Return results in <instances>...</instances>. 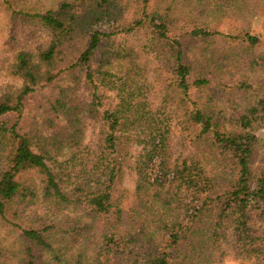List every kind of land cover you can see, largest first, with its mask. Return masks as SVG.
I'll list each match as a JSON object with an SVG mask.
<instances>
[{"label":"trees","instance_id":"1","mask_svg":"<svg viewBox=\"0 0 264 264\" xmlns=\"http://www.w3.org/2000/svg\"><path fill=\"white\" fill-rule=\"evenodd\" d=\"M243 1L0 0L11 34L47 38L0 90V226L18 241L0 264H214L222 241L264 264V38L222 27ZM161 53L154 104L141 76ZM172 116L195 154L172 153ZM129 146L132 192L117 190Z\"/></svg>","mask_w":264,"mask_h":264},{"label":"rangeland","instance_id":"2","mask_svg":"<svg viewBox=\"0 0 264 264\" xmlns=\"http://www.w3.org/2000/svg\"><path fill=\"white\" fill-rule=\"evenodd\" d=\"M17 6L29 9V10H43L50 6L54 0H11ZM256 0H245L242 5V12L231 13L225 20L222 27L228 29L231 26L237 28H245L250 26V33L262 36L264 38V7L256 5ZM46 34L40 29L27 23L21 25L18 31L13 35L10 33L8 21L3 13L0 12V90L4 85L18 86V83L14 82L7 77L5 69L8 66L13 55L22 49H34L38 45H43L46 42ZM162 54V53H161ZM162 56V59H161ZM144 72L141 76V81L144 83L145 88L150 92L151 101L156 104L161 99V93L163 92L164 79L168 75V68L170 64L167 63L166 57L158 55L157 57H150L144 61ZM114 73H120L121 69L116 66L113 70ZM85 95L89 96L88 92L83 91ZM41 97V94H33L26 100V111L28 112L34 105H36ZM245 101V100H242ZM180 122H183L182 120ZM178 117L172 116V153L176 156L179 154L193 155L196 153V147L189 144L188 141H184L188 130L186 123H180ZM98 133V124L94 121H87L84 143L90 147H94L96 144ZM263 133V132H262ZM139 147L129 146L120 151L123 156L126 157L124 161V169L118 189H124L132 192L134 189L133 172L129 169L133 160V157L138 153ZM259 159V158H258ZM17 235L15 231L9 226H0V248L4 249L2 252L3 258H7L16 251L18 248ZM236 250L231 243L222 241L215 254L214 264H255L252 260H246L245 258L237 257Z\"/></svg>","mask_w":264,"mask_h":264}]
</instances>
